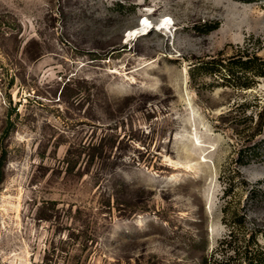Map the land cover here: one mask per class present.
<instances>
[{
    "label": "rangeland",
    "instance_id": "rangeland-1",
    "mask_svg": "<svg viewBox=\"0 0 264 264\" xmlns=\"http://www.w3.org/2000/svg\"><path fill=\"white\" fill-rule=\"evenodd\" d=\"M243 53L264 0H0V264H203L225 205L264 231Z\"/></svg>",
    "mask_w": 264,
    "mask_h": 264
},
{
    "label": "trees",
    "instance_id": "trees-1",
    "mask_svg": "<svg viewBox=\"0 0 264 264\" xmlns=\"http://www.w3.org/2000/svg\"><path fill=\"white\" fill-rule=\"evenodd\" d=\"M242 56L238 61L242 73L250 71L254 76L264 77V59L261 60L256 56L251 57L244 53ZM230 72L227 73V78H238ZM241 87L248 89L251 88V85L244 83ZM255 117L256 122L258 121L257 125L264 130V106H261ZM227 192L225 191L226 195H228ZM226 207L225 205L222 211L227 221L228 231L220 241L221 245L224 246V252L221 254L215 252L214 254L220 255V259L215 258L213 261H211V257L213 258L214 255H211L210 259L206 257L203 264H264V243L260 241V238L264 240V231L257 228H241L240 223L237 224V221L227 218Z\"/></svg>",
    "mask_w": 264,
    "mask_h": 264
},
{
    "label": "bare ground",
    "instance_id": "bare-ground-1",
    "mask_svg": "<svg viewBox=\"0 0 264 264\" xmlns=\"http://www.w3.org/2000/svg\"><path fill=\"white\" fill-rule=\"evenodd\" d=\"M145 22H146V19H144L143 20V24H141V25H143L142 28H141V30H144L145 29V26H144L146 24ZM160 27H165V24H160ZM141 30H139V31H141Z\"/></svg>",
    "mask_w": 264,
    "mask_h": 264
}]
</instances>
